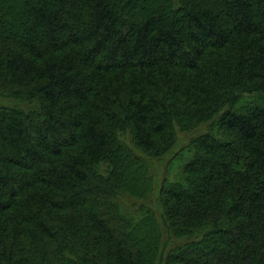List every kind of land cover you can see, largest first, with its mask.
<instances>
[{
    "label": "trees",
    "instance_id": "obj_1",
    "mask_svg": "<svg viewBox=\"0 0 264 264\" xmlns=\"http://www.w3.org/2000/svg\"><path fill=\"white\" fill-rule=\"evenodd\" d=\"M0 264H264V0H0Z\"/></svg>",
    "mask_w": 264,
    "mask_h": 264
},
{
    "label": "rangeland",
    "instance_id": "obj_2",
    "mask_svg": "<svg viewBox=\"0 0 264 264\" xmlns=\"http://www.w3.org/2000/svg\"><path fill=\"white\" fill-rule=\"evenodd\" d=\"M212 262V261H211ZM214 263H217V262H214ZM219 263V262H218Z\"/></svg>",
    "mask_w": 264,
    "mask_h": 264
}]
</instances>
